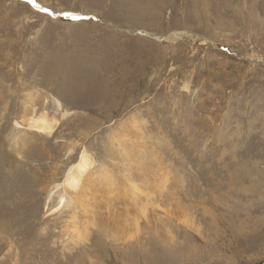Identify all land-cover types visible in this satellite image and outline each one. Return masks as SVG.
I'll return each instance as SVG.
<instances>
[{
  "label": "rangeland",
  "instance_id": "rangeland-1",
  "mask_svg": "<svg viewBox=\"0 0 264 264\" xmlns=\"http://www.w3.org/2000/svg\"><path fill=\"white\" fill-rule=\"evenodd\" d=\"M0 199V264H264V0H0Z\"/></svg>",
  "mask_w": 264,
  "mask_h": 264
},
{
  "label": "bare ground",
  "instance_id": "bare-ground-1",
  "mask_svg": "<svg viewBox=\"0 0 264 264\" xmlns=\"http://www.w3.org/2000/svg\"><path fill=\"white\" fill-rule=\"evenodd\" d=\"M39 95L40 94H38L37 91H34V92L31 91L29 97L27 96L28 98L24 99V101L21 102L22 103V110L20 111L21 115L14 122L15 131L19 133V135H16L14 137V145H16V147L19 148V155H21V157L24 154L25 156H27V154L29 153L26 148L28 146H32L33 144H38L39 147H42V145H40V143L38 142L39 141L38 137H40L39 134H45V135L51 136L55 132V129L57 128V125H58L57 124L58 119H56L55 117H50L49 112L46 109H44V107L42 106L38 107V104L42 103L43 106H48L50 105L49 101L51 100L54 102V105H53L54 107L55 105L57 107H61V102L58 100V98H54V97L46 96L42 94V96H45L47 98V101L45 100L43 102L42 100H40L41 96ZM124 144H127V146L128 145L131 146L130 150L127 149L128 151H126V154L129 155L130 161L133 160V157H135L134 161L138 163L137 169L141 177L142 173H141L140 156L142 155H140L139 153H136L137 145L135 146L133 145V143L127 142L125 140V141H121L119 143V146H123ZM71 148H73V146L69 148L70 151H72ZM39 151L43 152L42 150H39ZM92 162L93 161H91L90 156L84 151L80 155V159L78 160V162L74 164L68 170L62 182H58L53 188L51 186H49V188L47 189H45V187L42 188V190L46 193V198L48 199V203L46 204L47 210L53 211L52 209H58L62 206L67 207L73 203V197H72L73 194H70L71 193L70 191L77 190L79 188L82 178L84 180L83 176L87 174V170ZM54 168L55 170L58 169L56 165L54 166ZM43 179L44 181L41 183L42 186H44L46 182L48 183V180L51 178L46 173ZM106 179L109 181V184L111 185L110 188L115 187L112 179L106 177L104 180ZM139 193H140V190L138 189L136 196ZM12 232L14 231L12 230Z\"/></svg>",
  "mask_w": 264,
  "mask_h": 264
}]
</instances>
